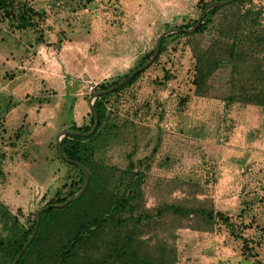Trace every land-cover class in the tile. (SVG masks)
Listing matches in <instances>:
<instances>
[{"label": "rangeland", "instance_id": "1", "mask_svg": "<svg viewBox=\"0 0 264 264\" xmlns=\"http://www.w3.org/2000/svg\"><path fill=\"white\" fill-rule=\"evenodd\" d=\"M13 4L43 15L19 30L0 11V204L16 219L13 233L19 235L40 207L78 187L80 173L58 158L55 136L87 127L90 95L117 83L161 33L190 25L201 10L200 0ZM163 38L157 59L104 99V121L84 143L89 159L141 171L145 209L179 197L178 182L203 187L228 224L217 221L211 232L176 230L174 264H264V110L193 96L187 38ZM221 81L219 74L216 86ZM89 83H96L91 93ZM8 235L0 222V237ZM64 239L51 231L40 235L24 261L52 263Z\"/></svg>", "mask_w": 264, "mask_h": 264}, {"label": "trees", "instance_id": "2", "mask_svg": "<svg viewBox=\"0 0 264 264\" xmlns=\"http://www.w3.org/2000/svg\"><path fill=\"white\" fill-rule=\"evenodd\" d=\"M223 1L207 0L203 3L200 0V10L209 3ZM0 11L19 30L35 26L34 18L38 20L43 16L42 12L25 5L14 6L13 0H0ZM261 18L260 12L253 9L246 0H234L226 6L205 12L192 33L170 34L187 38L193 59V96L220 99L224 105L237 103L264 110V20ZM194 24L195 21L179 28L189 29ZM38 37L41 38V35ZM163 39L154 61L161 51ZM151 52L143 56L136 67L144 64ZM139 74L114 91L94 99L92 107L97 126L90 136L66 135L60 139L62 154L79 162L88 171L87 186L79 199L63 208H48L38 215L36 233L16 264H29L24 261L27 251L40 235L50 231L65 236L64 242L57 249L55 260L50 264H174L175 250L172 242L176 230L211 232L217 221L228 224L227 218L214 210L203 187L198 183L189 180L178 182L179 197L145 209L141 202V171L134 172L130 166L118 170L90 161V152L84 143L93 139L104 121V99L129 85ZM219 74L222 85L216 86ZM115 84L101 85L97 91L106 90ZM93 121L90 111L87 127L72 126L68 130L87 133ZM63 162L79 171L78 187L64 198L49 201L46 205L64 202L76 194L82 185V170ZM0 222L9 232L7 237H0V264H11L30 237L34 221L16 235L13 233L16 219L0 204ZM61 226H64V231ZM158 233L162 237H158ZM143 236H147V239H140ZM152 240L154 243L149 245ZM88 251L98 252L99 256L90 257Z\"/></svg>", "mask_w": 264, "mask_h": 264}, {"label": "water", "instance_id": "3", "mask_svg": "<svg viewBox=\"0 0 264 264\" xmlns=\"http://www.w3.org/2000/svg\"><path fill=\"white\" fill-rule=\"evenodd\" d=\"M233 1L234 0H225L223 2H212V3H209L201 10V12L199 13V15H198V17H197V19L195 21V24L191 28H189V29L173 28V29H168V30L164 31L163 33H161L157 37V39L155 41V44H154V47L152 49L151 55L149 56L148 60L144 64H142V65L136 67L135 69H133L132 71H130L127 75L122 77L115 85L109 87L106 90L96 91V92H94V93H92L90 95V97L88 98V106H89L90 111L93 114L94 121H93L91 129L87 133L81 134V133H75V132H72V131H69V130H63V131L59 132L55 136V147H56V151H57V154H58L59 158L62 159L63 161H65V162H67V163L75 165L76 167H78L79 169L82 170V172L84 174L82 185H81L79 191L75 195L67 198L64 202H62V203H60L58 205H44V206L40 207L34 213V216H33L34 225H33V229H32L31 235L27 239V241L21 246L19 252L13 258L11 264H16V261H17L18 257L20 256V254L26 249V247L29 245V243L33 239V237H34V235L36 233V230H37V217H38V215L40 213H42L43 211H45L46 209H48V208H63L67 204H69L71 201L79 199V197L82 195V193L84 192V190H85V188L87 186L88 178H89L88 171L79 162L74 161V160H70V159L66 158L62 154L60 146H59L60 139L62 137H64V136H66V135H78V136H82V137L90 136L94 132V130H95L96 126H97L96 114H95V111H94V109L92 107V104H93V101H94L95 98L100 97L102 95H105V94H108V93L114 91L119 86H121L124 82H126L129 79H131L136 74H138L140 72H143L145 69H147L152 64L154 59L156 58V56L158 54L159 43H160L161 39L164 36H166L168 34H171V33H178V32H185V33H188V34L192 33L196 29V27L199 25L201 17H202V15L205 12H207L209 10H212V9H215V8L226 6V5L230 4V3H232Z\"/></svg>", "mask_w": 264, "mask_h": 264}, {"label": "built area", "instance_id": "4", "mask_svg": "<svg viewBox=\"0 0 264 264\" xmlns=\"http://www.w3.org/2000/svg\"><path fill=\"white\" fill-rule=\"evenodd\" d=\"M251 6L253 7V9L260 12L261 17H262L261 19H263L264 18V6L256 4L254 0L251 1ZM95 86H96V83H89L86 89L89 93H91L95 90Z\"/></svg>", "mask_w": 264, "mask_h": 264}]
</instances>
